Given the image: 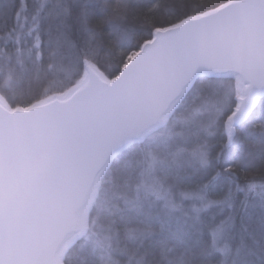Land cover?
Segmentation results:
<instances>
[{
	"label": "snow or ice",
	"instance_id": "snow-or-ice-1",
	"mask_svg": "<svg viewBox=\"0 0 264 264\" xmlns=\"http://www.w3.org/2000/svg\"><path fill=\"white\" fill-rule=\"evenodd\" d=\"M0 264H264V0H0Z\"/></svg>",
	"mask_w": 264,
	"mask_h": 264
}]
</instances>
